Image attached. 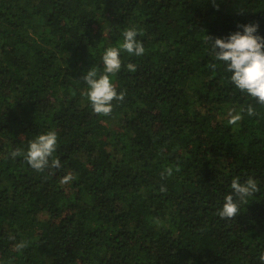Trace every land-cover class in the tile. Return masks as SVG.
<instances>
[{"label":"trees","instance_id":"1","mask_svg":"<svg viewBox=\"0 0 264 264\" xmlns=\"http://www.w3.org/2000/svg\"><path fill=\"white\" fill-rule=\"evenodd\" d=\"M250 22L264 35V0H0V264H261L264 105L204 39ZM129 27L145 53L96 114L83 75ZM48 130L59 167L8 155ZM236 176L258 191L221 218Z\"/></svg>","mask_w":264,"mask_h":264},{"label":"clouds","instance_id":"2","mask_svg":"<svg viewBox=\"0 0 264 264\" xmlns=\"http://www.w3.org/2000/svg\"><path fill=\"white\" fill-rule=\"evenodd\" d=\"M257 22L238 23L234 31L226 36H210L204 33L207 50L213 56L214 61L210 68L218 65L228 73L227 80L254 99L257 104L264 105V35L258 31ZM139 32L135 27H129L122 31L121 39L116 45L104 47L100 54L102 71L96 66L90 67L83 75L85 89L83 95L90 103L93 112L100 115H108L113 108V100L123 98L112 82V77L121 70V53L126 52L130 56L139 57L145 53L143 43L137 39ZM128 71L133 72L136 65L128 63ZM254 114L251 105L247 109L240 108L228 110V123L236 124L242 119V114ZM57 148V133L54 130L39 133L27 143L25 149H13L8 155L13 159L21 156L34 170L43 171L46 167H59V158H52ZM51 158V159H50ZM173 169L167 168L162 175H171ZM71 174L62 177V182L73 180ZM231 191L223 197V203L218 209L221 218L236 217L240 203H244L247 197L253 196L258 191L257 180L249 176L241 181L239 176L233 177L230 182ZM234 196L237 199H234ZM9 239L15 240L14 236ZM17 252L25 247L23 240L14 244ZM261 264H264V253L260 256Z\"/></svg>","mask_w":264,"mask_h":264}]
</instances>
